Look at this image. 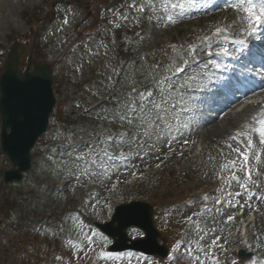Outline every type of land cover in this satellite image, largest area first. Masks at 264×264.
I'll return each instance as SVG.
<instances>
[{
  "label": "rangeland",
  "instance_id": "rangeland-1",
  "mask_svg": "<svg viewBox=\"0 0 264 264\" xmlns=\"http://www.w3.org/2000/svg\"><path fill=\"white\" fill-rule=\"evenodd\" d=\"M48 1L49 0H0V59L2 58L1 55H5L3 50L6 51L8 48L10 41L9 36L14 34L20 35V33L28 31L25 27L28 25V21L24 18L26 17L24 12L29 16L28 13L35 10L37 14L40 15L42 11L38 9L41 8L38 6V3L48 4ZM219 6L220 7H212L204 10L203 8L198 9L193 5L190 7L189 11L185 13L189 14L188 17H178L177 19L179 20L174 25L168 26L161 25L157 27L154 23H151L149 21V16L152 15L151 12L143 15L139 23L142 22L144 25L150 23L151 26H148V28L151 27L152 29L150 28L151 35L149 39L153 38L146 44V47L149 46L151 50L149 48L147 50L144 49V56L139 58V71L137 74L139 79L142 78V81H144V77L151 73L152 65L155 64L156 61L166 59L164 53L168 48L166 46L170 45L169 41L177 42L178 39H184L186 40V44H198L200 41L198 38H202L203 35L209 33L208 29H211V27L215 25L225 24L229 14L243 15L232 9H225L223 7V2L222 5ZM79 13L80 14L74 18L76 22L81 21L83 23V20L86 24L90 22L91 17L88 18L89 16L86 10H81ZM173 15L175 16L176 14ZM139 23H134L136 24L134 26H138ZM40 25H42V23ZM161 27L164 28L161 29ZM153 30H156L155 35H152L154 34ZM178 31L183 32L178 34ZM71 42L72 39H69V45H71ZM45 43L48 45V50L53 52L50 55V59L54 62H57L59 54L62 53L65 48H68L64 46L63 40L57 42H44L43 39V43L41 42L43 48H45ZM58 43H61L64 49H61L63 46L60 47ZM160 45L161 47H159ZM48 50H46V52ZM95 50L97 54H92L90 57V62L96 63L94 67L86 65L89 68H83L84 66H82L81 63V58L84 57L83 52H81L82 56L79 60L76 59V54H72L71 52L70 57H68L65 62L56 64L55 82L59 92L56 101L58 104H62L67 101L68 98H73L75 95L80 96L81 94H87L89 91L97 92L98 87L96 86V82L108 79L107 73L104 72L106 70L103 71V69L107 68V55L101 49ZM95 50H92V53ZM94 57H99L101 61H94ZM76 71H78V75ZM102 71L104 73H101ZM132 81L133 80H131V82ZM123 84L125 85L121 90L124 88L129 90L131 83H120L119 87ZM119 87L116 88V90H120ZM102 93L106 94L104 91H102ZM68 104V113L72 115L74 112L73 103L68 101ZM252 117L251 115L246 118V120L241 121H239L241 118L239 119L238 117L234 122L228 123L225 129L229 131L234 126H237L245 131L246 125L254 126V122L248 121ZM118 127L113 125L112 129L115 130ZM60 130V114L59 110L56 109L50 119L49 134L47 136H42L32 151L34 157L36 155V158L39 160L35 165L36 170L28 175L24 183L11 187L7 186L4 191L1 190L3 186L0 182L1 197L3 196L4 198V196H6L13 198L9 206H15V208L13 210L12 207L10 210V220L17 221L20 211L21 213L27 212L30 214V217L37 215L36 220L30 219V223L34 225L35 229L33 228V232H38L35 234L38 237V242L36 243V252H38V256H40L41 253L42 243L47 241L49 243L45 245L46 248L44 249L46 253L50 255L48 259L53 260L51 264H191V261L187 258L169 262V260L164 259L157 260L156 258H146L136 253H130L131 255H128L129 252L116 253L123 255H119L113 259H103L99 257V253L102 251L109 252L104 248L112 242V240L107 237L105 240V236L103 235H96L90 249L86 248L83 244L84 235H90L94 221L99 220L95 214V210H102V219L107 220L108 216H106L104 207L101 203L102 200L111 198L113 206L133 200H141L152 203L158 208L161 207V209L154 214L155 221L159 224V226L157 224V229L160 233L159 241L161 243L168 244L166 240L167 234H164L163 231L160 230L162 229V224L166 227L171 226L170 231L175 234V238L176 236L179 238L177 241L186 239V232L191 235L193 239H196L194 225L190 227L186 222V217L193 216V221L200 220L205 229H215V232H210V235L202 242L203 246L207 247L215 236L219 234L222 236V241L218 248L222 264H232L233 261H235L236 264H260L262 261L264 257L261 255V252L264 250V240L262 239L264 237V208H261V211L258 213L261 220L259 224H257L256 229L259 233L257 235H252L250 245L245 249L248 253L246 256L241 257L231 251L232 247L239 245L236 240V225H231L228 222L225 223L227 216L236 214L239 212L240 208H230L223 203L220 205L215 203L217 198L221 200L232 199L228 197L226 193L228 191L234 192L237 189L235 183L232 184L231 188L228 187L229 169L231 167L223 168V164L214 165L213 158L211 157L208 159L207 156L202 158L196 165L193 162H178L174 166L170 165L169 162L164 164V158L161 157L163 167L158 169L156 167L157 162H153V158L156 157L152 156L148 157L145 161H140L138 159L133 160V164H139V167L137 164L135 165L138 171L135 173L136 181L133 184H128L127 182V177L132 168L124 170L122 174L113 176L110 180L105 181L104 184L87 178L77 182L66 169L60 167L58 156H55L54 163L51 165L43 162L42 154L46 152L45 148L49 142L48 138L50 135L53 136L60 132ZM218 130L219 132L214 133V129L204 127L197 130V134L194 133L191 136V141H194L196 137L201 135L208 148L213 147L216 149L217 146L219 147V145H221V141L226 138L224 128ZM88 132L86 128V130L77 131L76 134H78V138L83 136L85 137L84 139H86V137H89ZM250 134L251 138L260 149L256 151L260 152L264 145L259 143L258 135L255 133ZM216 135L220 137L215 138ZM59 141L60 140H58V142ZM75 142L79 143L82 141L76 140ZM189 150L190 146L187 148V151ZM6 166L5 158L0 155V170L4 167L6 168ZM146 166H148V171H146ZM258 168L259 170H264V160H262V157ZM196 169H198L197 172ZM262 174L263 172L257 175V180L254 179L258 182L259 187L252 185V189L264 194V176ZM115 178L118 179L119 184L116 191L111 192L109 188L112 180ZM200 180L206 182L208 191L194 200L192 195L196 194L198 186L202 187L199 185ZM87 183H89L87 185L88 189L89 186L93 187L86 191V188H82V186H86ZM73 189L77 190L74 191ZM33 190L36 191V200L32 197L35 193ZM106 194H109V196L106 197ZM186 194L189 195V197L191 196V199L188 201L184 199ZM205 195L209 197L207 201L204 200ZM236 199H239L240 203H242V198ZM262 202L264 203V201ZM188 203L191 204L190 207L185 208L184 205ZM233 203H235V200H233ZM4 209L3 204L0 202V212L4 213ZM209 209L211 211H209ZM221 211L223 215H221ZM165 218H168L167 222ZM21 223L27 226L26 221ZM38 228L41 230L39 231ZM129 229L130 235H142V232L136 227H131ZM39 238L42 239L40 240ZM55 241H59L57 252L50 250ZM177 241H175V244ZM93 247L97 250H102L95 255L96 251H92ZM14 251L15 249H13V252ZM181 251H183V246ZM57 257H60V259H57ZM3 260L5 259H1L2 263ZM15 260L21 261V259L18 258Z\"/></svg>",
  "mask_w": 264,
  "mask_h": 264
},
{
  "label": "snow or ice",
  "instance_id": "snow-or-ice-1",
  "mask_svg": "<svg viewBox=\"0 0 264 264\" xmlns=\"http://www.w3.org/2000/svg\"><path fill=\"white\" fill-rule=\"evenodd\" d=\"M138 2L140 0H132L127 3L129 12L123 15L119 8H110L109 10L112 11L115 20L125 24L139 23L143 15L151 12L149 21L157 27L175 24L177 18L183 16L185 11V4L178 0H143L144 7H139ZM223 7L242 13V16L238 15L237 20L242 27L245 24H251L252 32L255 31L257 24L264 22V0H223ZM131 13L139 15L132 16L130 20ZM173 13L176 15L174 16ZM64 23L67 24L68 20L65 19ZM115 27H121V23H116ZM235 28H237L235 22L217 26L212 30L211 35L206 34L203 38H198L199 45L194 43L168 45L164 53L166 59L156 61L152 65V71L144 77L145 82L142 87H137L140 81H132L128 91L122 92L120 95H109L108 101H114V103L109 108L101 106V111L95 117L101 123L97 125V129L89 130L88 139L81 136L82 143H76L72 133H62L60 136L54 137V139L65 140L59 149L61 153L59 156L60 167L66 169L77 181L87 178L104 184L113 176L122 174L124 170L135 168L133 160L145 161L148 157L160 152L162 147L174 151L172 145L181 143V138L185 134L184 130L189 127L192 118L188 89L193 82V76L187 72V69L196 63L201 54L208 57L229 55L230 50L225 45L229 43V31ZM231 43L245 45L244 40H232ZM103 47L107 48V45H103ZM210 49L216 50L211 51ZM88 54H93L91 49H88ZM200 65H202L200 67L201 78L206 77L207 80L214 78L212 67H221L219 61L212 59L200 62ZM118 82V80L112 81L113 89ZM203 86H207V84L205 83ZM105 91H108L106 86ZM96 94H99V90ZM253 122L254 126L246 125L245 131H237L229 137V140L236 141L241 145V147L233 148L231 144H228L227 147L236 153L242 161L240 170L243 171V178L241 179L236 174V160L229 161L232 174L228 177V187L231 188L235 183L239 186L240 191H228L226 195L232 199L217 198L215 200L217 205L223 203L227 207H239L243 210L245 207H252L249 202L253 198L257 201H264V194L252 189V185H256V187L259 185L252 177L253 168L250 164L251 159L259 163L261 153L255 151L253 156H250L249 153V150L254 148V141L250 133L258 135L259 143L264 145V110L253 117ZM111 125H119L122 130H113ZM245 141L246 143H244ZM183 143L187 144L189 141L184 140ZM126 148L129 151L126 152ZM228 163L222 167L227 168ZM156 167L159 168L160 164H157ZM133 174L135 175V173ZM259 174L257 172V175ZM236 198H242L245 203H240V200ZM208 199L209 197L205 195L204 200ZM209 211L211 210L209 209ZM221 215H223L222 211ZM234 219V216L229 215L225 223ZM186 222L190 227L194 225V233L197 238L193 239L186 232V239L176 242L168 259L174 261L187 258L191 264H208V261H211V264H219L213 254V248L219 246L218 242L221 237L216 236L207 247L202 244L210 232H215V229H205L200 220L193 221V216L186 217ZM95 235V232L92 235H84L83 244L86 248L90 249ZM182 246L183 251H181ZM119 255L123 254L106 251L99 253V257L103 259H113ZM232 264H236V262L233 261ZM260 264H264V260Z\"/></svg>",
  "mask_w": 264,
  "mask_h": 264
},
{
  "label": "water",
  "instance_id": "water-1",
  "mask_svg": "<svg viewBox=\"0 0 264 264\" xmlns=\"http://www.w3.org/2000/svg\"><path fill=\"white\" fill-rule=\"evenodd\" d=\"M20 64L13 46L0 76V142L11 163V168L3 173L5 183L18 182L22 173L30 168L29 150L37 136L46 129L55 101L48 66L35 64L34 69L29 71L27 65L21 72ZM138 206L145 212L144 221H134L133 224L142 226L150 238L153 231L148 222L149 215L145 206ZM129 224L124 222L119 227L117 234L120 238L123 237L121 230ZM137 248L149 251L143 246Z\"/></svg>",
  "mask_w": 264,
  "mask_h": 264
},
{
  "label": "bare ground",
  "instance_id": "bare-ground-1",
  "mask_svg": "<svg viewBox=\"0 0 264 264\" xmlns=\"http://www.w3.org/2000/svg\"><path fill=\"white\" fill-rule=\"evenodd\" d=\"M255 65V64H254ZM257 67V66H256ZM262 67H264V65H262L261 67H260V69L262 68ZM236 109H232L231 110V113H230V115H233V113L234 112H236L235 111ZM250 111H252V109L250 110V108H248V109H245L244 111H242V113H240V115H236L234 118H232V119H229L228 120V123H230V122H234V120L235 119H238V117H239V121H241V120H246V118H248V117H250L251 115L253 116V117H255V112H251V113H249L248 114V112H250ZM253 117L251 118V119H253ZM217 119V118H216ZM251 119H249V120H251ZM213 120H211L210 122H212ZM214 127H215V130H214V133H216V132H219V130L218 129H223L222 127H219L217 124H215L214 125ZM218 130V131H217ZM225 130V129H224ZM224 132V131H223ZM261 157H262V160H264V150H262V153H261ZM258 165H259V163H257V166H256V170L261 174V172H263V176H264V170H259V168H258ZM243 238L244 239H246L247 238V234H245L244 236H243Z\"/></svg>",
  "mask_w": 264,
  "mask_h": 264
}]
</instances>
